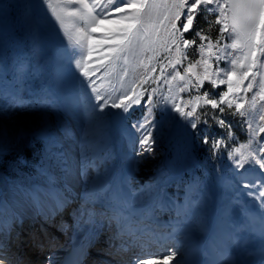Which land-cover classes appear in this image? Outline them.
<instances>
[{
    "label": "rangeland",
    "instance_id": "374dc122",
    "mask_svg": "<svg viewBox=\"0 0 264 264\" xmlns=\"http://www.w3.org/2000/svg\"><path fill=\"white\" fill-rule=\"evenodd\" d=\"M88 3H91V0H88ZM39 4L40 0H0V87L4 89L3 93L15 94L22 100L32 101L35 104L32 110L38 114V122L22 133L23 141L19 136L10 144L0 142V175L47 187L44 178L37 175V170L47 165L58 179L56 187L63 189L65 184L61 179L63 173L53 159H46V152L66 151L75 164V175L79 174L82 177L76 184L72 183L71 178L69 179L72 195L80 194L84 198L86 187L99 188L112 182V185H115L114 191L108 197L115 192L123 199L122 188L126 185V189L130 190L132 184L137 182L133 178V172L138 159L137 153L142 147L137 141L143 133L132 129L130 124L146 115V106L142 103L132 111L120 129V137L116 135L117 131L114 129V119L120 109L105 107L102 113V115L106 114L105 119L102 122L96 121L92 113L95 93L91 92V86H81V80L86 78L82 74L74 73L70 56L65 54L62 58H58L54 52L55 49L61 52L64 48L71 49L73 44L69 42V37L72 40L80 38L79 29L86 28L83 21L68 15V10L78 5L65 4L63 0H51L52 7L56 9L55 13L48 8L47 3L39 8L24 7V5ZM160 11L163 14L164 10ZM57 14L63 18V25L57 21ZM37 19L40 20L39 27L35 24ZM197 21L201 27H207L202 17L198 16ZM105 27L113 26L105 22L98 31L92 32L91 29L87 31L94 40H102L106 35ZM219 27L215 25L209 33L213 40L216 39ZM162 38L163 29L160 30V39H158L155 28L149 27L143 41L144 51L133 48L122 53L119 61H114L107 52L109 47L115 45H93L89 42L91 59H85L84 66L91 78L96 80V86L100 88L102 94L112 93L114 99L121 94H131L133 88L136 91L141 88L140 82L147 74L144 65L148 64L149 57L154 55L159 57V60L155 58L151 60V65L157 67L153 79L159 74V65L165 55L175 59L174 50L171 54L164 52L161 46ZM193 52V48L188 49L190 59L196 58L192 55ZM124 57H127L126 62ZM223 66L224 64L221 63V67ZM196 71H199V68ZM255 71L256 69H253V72ZM167 72H171V69H167ZM252 79L253 77L249 76L248 80H244V85L246 86ZM260 82L261 77L256 76L252 91L247 93V102L241 101L245 103V111H252L251 100L253 94L259 91ZM143 87L157 89L155 94L143 92L144 99H148L151 95L154 104L159 102L161 95H168L167 86L163 82L157 85L149 81V84ZM207 88H210V85L205 82L201 92ZM222 88L226 89V86ZM221 90L216 88L212 91ZM172 94L183 97L185 102L189 95L177 92L176 82L173 83ZM82 97L87 102L84 105H82ZM41 101L45 106H38ZM49 103L53 106H47ZM262 104L264 101L257 97L255 111L250 117L254 126L264 124L255 119L264 112L261 108ZM181 106L183 107V104ZM190 107L191 105L185 111ZM207 110L209 115L218 111L211 109L210 106ZM153 111L155 121H159V111L155 108ZM203 111H205L203 107L197 110L198 114ZM224 115L228 117L226 123H231V132L236 138L234 141L226 140L225 143L231 148L247 143L248 130L240 123L244 117L231 116L227 109ZM200 118L201 121L204 120L203 116ZM155 121L151 130L156 143L152 147L153 152L159 154L160 158L150 167L149 173L144 175V183L133 192L131 200L142 197V202L134 205L135 209L148 211L154 208L157 212L159 208L156 205L174 202L179 206L191 203V213L187 218H182L180 234L182 248L179 250L173 248L178 251L177 259L181 258V252L185 255L187 264H264V236L260 235L259 222L254 226H247L245 216L246 212L248 216L258 217L260 209L258 203L247 195L249 189L241 186L240 176L243 173L249 179L253 177L264 179L261 177L259 166L250 167L245 164L244 168L237 169L235 163L228 157V149L221 148L216 153L210 152L208 146L202 143V137L207 135L219 138L226 136L228 132L227 128L217 127L212 120H209L207 125L198 124L195 130L186 129L180 122L170 126L164 122L157 124ZM85 137L91 152V160L86 175H81V144ZM51 138H58L62 147H53L50 144ZM259 139L264 140V133L260 134ZM98 159L104 160L105 164H102V170L94 171L91 163ZM180 167L182 171L179 176ZM93 172L95 174L90 178ZM113 176L117 177V181ZM90 179L91 182L87 185ZM243 183L247 184L248 180H244ZM149 192L151 195L148 194ZM76 205H79L78 210L82 204ZM76 205L69 204L65 208L66 211L60 214L61 218L52 222L55 228L49 229L55 237L48 236L45 243L35 244L42 249L40 264H45L44 252L47 253L48 248L56 244H62L60 248H63L73 237L72 233L82 238L85 231L91 227L89 224L81 223L82 219L75 222L73 206ZM95 206L99 212L106 210L102 206ZM29 211L35 214L32 205ZM172 215L176 216V212L173 211ZM38 223L42 224L41 220H38ZM160 225H165V222L156 221L155 227L162 233L166 232L167 229ZM39 227L42 225L33 228L31 234L39 232ZM104 227L107 228H103L105 234V230L109 229L107 221H104ZM0 239H4L3 234L0 235ZM16 243L17 241H14L11 245L10 253L14 254L12 259L18 255V250L14 248ZM40 244H43V247H40ZM170 264H175V260Z\"/></svg>",
    "mask_w": 264,
    "mask_h": 264
},
{
    "label": "snow or ice",
    "instance_id": "6c2138e0",
    "mask_svg": "<svg viewBox=\"0 0 264 264\" xmlns=\"http://www.w3.org/2000/svg\"><path fill=\"white\" fill-rule=\"evenodd\" d=\"M45 3L55 13L56 9L52 7L51 0H40L39 5H24V7L39 8ZM63 3L78 5L69 9L68 15L83 21L86 28L79 29L80 38L72 40L69 37V42L73 44L71 49L64 48L62 52L55 49L54 52L58 58H62L65 54L70 56L74 73L82 74L86 78L81 80V86H91V92L95 93V104L92 106L93 118L102 122L106 115H102L104 108L110 107L120 109L116 115L123 120L134 110V106L142 103L146 106V115L130 124L132 129L143 133L137 141L142 146L137 153L138 162L143 158L144 153H153L152 145L156 140L151 128L155 121L153 111L155 108L160 113V120L155 121L157 124L164 122L174 126L176 122H180L186 129L195 130L198 124L207 125L208 121L212 120L217 127L227 128L226 136L217 138L205 135L202 137V143L207 145L212 153L218 152L221 148L228 149V157L235 163L237 169L244 168L245 164L250 167L259 166L261 177H264V140L259 139L260 134L264 133V124L254 126L250 118L255 111L257 97L264 101V0H91V3H88V0H63ZM161 9L164 10L163 14ZM198 16L202 17L207 25L206 28L199 25ZM56 19L63 25V18L60 15L57 14ZM105 22L113 27H105L104 39L94 40L87 29L96 32L105 25ZM35 24L39 27L40 20L37 19ZM215 25L220 27L217 29L216 39L213 40L209 33ZM149 27L155 28L158 39H160V30L163 29L161 46L165 53L171 54L174 50L176 56L175 59L170 58L169 55L163 57L159 65V74L155 79L153 76L157 73V67L151 65V60L153 58L159 60V57L155 55L149 57L148 64L144 65L147 74L140 82L141 90L144 93L155 94L157 91L155 87L144 88L143 85L149 84V81L157 85L163 82L167 86L168 95H161L159 102L154 104L151 95L148 99L142 100L141 96L135 93V88L132 89L131 94H121L115 99L112 93L102 94L100 88L96 86V80L91 78L84 66L85 59H91L89 42L93 45H115L109 47L107 52L111 54L110 58L119 61L122 53L133 48L144 51L143 41ZM190 48L194 49L192 55L196 57L195 59L189 58ZM126 59L127 57H124L125 62ZM221 63L224 64L223 67ZM198 68L199 71H196ZM167 69H171V72H167ZM253 69L256 71L253 72ZM249 76L253 79L245 86L243 82L248 80ZM256 76L261 77L259 91L253 94L252 111H245L244 102H247V93L254 87ZM174 82L177 92L189 94L187 102L183 97L172 94ZM205 82L209 83L210 88L201 92ZM222 86H226V89ZM216 88L222 90L213 92L212 90ZM134 95L136 98L133 100ZM3 100L5 103L0 105V111H4L6 107H27L15 94L5 92ZM86 103L82 97V105ZM189 105H191L190 109L185 111ZM38 106H45L44 102H39ZM47 106L53 105L49 103ZM208 106L218 111L209 115ZM202 107L205 111L198 114L197 110ZM261 108L264 109V104ZM226 109L231 116L244 117L240 123L248 130V141L239 147L231 148L225 143L226 140L236 139L231 132V123H226L228 119L224 115ZM201 116L204 117L203 121ZM255 119L264 122V112ZM20 139L23 141V134H20ZM50 144L53 147H62L58 138H51ZM46 159H53L60 167L63 173L61 179L65 181L63 189L56 187L58 179L50 170V166L46 165L37 170V175L44 178L47 187L33 185L25 188L22 180L6 182L8 191L13 196L12 204L4 199L5 193L0 191V214L6 217L3 228L0 229L4 232V239H0V264H13L9 242L12 224L23 223L22 216L13 210V205L18 206L15 200L17 193H23L30 200L35 209V216H42L45 222H50L71 203L72 191L68 181L74 178L76 171L71 156L66 151L56 153L49 151L46 152ZM90 160L91 152L85 137L81 144V175H86ZM240 176L241 186L249 189L247 195L258 203L260 209L258 217L248 216L245 212L247 226H254L259 222L260 235L264 236V179L259 177L249 179L243 173ZM244 180H248V183H243ZM109 190L106 184L99 188L86 187L84 203L77 210V222L86 214L88 223L95 225L97 231L103 228L104 221H107L110 230L114 225L115 233L109 237V248L114 250L116 256L122 257L131 248L139 249L132 256L130 264H170L173 260L175 264H187L185 255L181 252V258L177 259L178 251L173 248L178 250L182 248L181 223L182 218H187L191 213L190 202L179 206L174 202L156 205L161 211H175L177 216L175 221L160 225L167 229L162 233L155 227L154 208L148 211L134 208L135 204L142 202V197L128 201L113 192L110 197L105 198L104 194ZM148 194L151 195V192ZM97 202L105 204L106 213L97 214L94 210L85 207ZM98 215L99 219H97ZM95 235L96 233H93V236ZM18 236L19 234L17 238ZM116 241L119 243L117 244ZM39 246L43 247V244ZM15 264H23V261L17 257ZM48 264H54L52 256L48 257ZM72 264H80L78 254L74 256Z\"/></svg>",
    "mask_w": 264,
    "mask_h": 264
},
{
    "label": "bare ground",
    "instance_id": "6f19581e",
    "mask_svg": "<svg viewBox=\"0 0 264 264\" xmlns=\"http://www.w3.org/2000/svg\"><path fill=\"white\" fill-rule=\"evenodd\" d=\"M3 91H4V89H2L0 87V105H4V103H5L3 100V96H2ZM135 93L137 95H140L142 100L144 99L143 92H142L141 88H139ZM135 98H136V96L134 95L133 100ZM22 101H23L24 105H27V107H24V106H16V107H11V108L6 107L4 111H0V142L1 143L2 142H4L5 144L13 143L20 136V134L29 130L32 126H34L35 123L38 122V114L33 112V110H32V106L34 107L35 104L30 100L28 101V99H27V101H25V100H22ZM139 106L140 105L134 106V109L139 107ZM126 119L122 120L118 115H116V117L114 119V122H115V128L114 129L117 131L116 135L119 136L120 129L125 124ZM158 158H160V155L153 152L152 154L145 153L143 155V158L139 159V162L137 159L136 166H135V169L133 172V178L135 180H137V182L132 184V188H130V190L126 189V185L122 188L123 194H124L123 200H128V201L131 200L133 192L135 191V189H137L139 186H141L142 183H144V181H145V179L143 178L144 175L149 173V171L151 170L150 167L154 166L158 162ZM91 164L93 166V170L95 171V170H102L103 169L102 164H105V162H104V160L99 161V159H98L96 161L94 160V163H91ZM181 171H182V167H180L178 169V175L181 174ZM94 174L95 173L93 172V174L90 175V178L93 177ZM81 178L82 177L79 174L74 175V178H71L72 183H75V184L79 183L81 181ZM113 178H115V176H113ZM116 178H115V180H116ZM11 181H17V180L12 179V178H6L5 176L2 177L0 175V191H3L5 193L4 199H6L9 202V204H12L13 196H12V193L10 191H8V187L6 185V182H11ZM90 182H91V179L88 181L87 185H89ZM147 182H149V180ZM32 185L33 184H31L27 180L23 181V187H25V188H29ZM108 186H109L110 190H109V192L104 194L105 198H107L108 195L112 191H114L113 187L115 185H112V182H111ZM15 200L18 202V206L13 205V210L22 216L24 224H21L18 222H13L12 231H11V239L9 241L10 245H12L14 243V241H17V243L14 244V248L18 250L17 257L23 261V264H30L31 262L34 264L35 263L40 264L41 263L40 255H41L42 249H39L35 244L36 243H42V242L45 243V241H46L45 239L48 236L55 237L52 235L49 228L50 227L55 228V225L53 226L52 222H54V220L60 219L61 218L60 214L64 213L66 211V209H64L63 212L57 214L50 222H45L43 217L39 218V216H35V214H33L32 212L29 211L31 202L29 199H27L24 196L23 193H17V195L15 196ZM70 200H71V203H70L71 206L74 204L76 205L77 203H79V204L84 203V198H82V196H80V194L72 195L70 197ZM164 204H162V205H164ZM95 205L102 206L103 208H106L105 204L102 202H97L96 204H88L85 207H87L91 210H94L98 214L107 212V208H106V210L105 209L101 210L104 212H99V209L96 210L97 206H95ZM77 206H79V205L75 206L74 213H73V217L75 219V222H77V216L76 215L78 212H75V211H77ZM134 208H135V206H134ZM172 214H173V211H161L159 209V210H157V212H155L156 221L165 222V225H167V224H169V222H173L177 218L176 216H173ZM26 218L28 219L27 221L24 220ZM5 219H6V217L3 214H0V229L3 228V221ZM97 219H99V215L97 216ZM38 220H41L42 224H39ZM29 221L32 222V224H30ZM81 223L89 224L91 227L88 230H86L87 232L85 231L86 234L84 235V237L82 239L80 237H75V235H73V233H72V236H73L72 240H71L72 245H73V243L77 242V239H79L80 241H84L85 244L90 240L93 242L97 241L99 244H95V245H99L101 249H103V245L106 246L107 248H109V237L112 236L115 233V231L111 232L110 234H107L106 241H105L107 243L102 244L103 243L102 241L104 239L101 237V232L103 231L104 226H103V228H101L97 231V229H94L96 227L95 225L88 223V217L86 214L83 216ZM41 225H42V227H39V229H38L39 232H33V234H31V232H32L31 230H33V228L35 229L36 226H41ZM56 231L59 232L58 230H56ZM93 233H96V235L93 236ZM2 234L4 235V232L0 231V235H2ZM17 234H19L18 238H17ZM53 239L55 240V238H53ZM73 240H74V242H73ZM54 242L52 241V243H54ZM118 242L119 241H116V243H118ZM94 243H96V242H94ZM61 246H62V244H59V245L57 244L54 247L48 248L47 253H51L52 251H53V253H55L57 250L62 252V253L68 252L67 251L68 247H65V250H64V249L60 248ZM73 248H74V245L72 246V249L69 252H71L73 250ZM60 252H58V253H60ZM106 252H107V250H106ZM53 253L51 255H54L53 259H55V254H53ZM127 253H125V254H127ZM12 254H13V252H12ZM12 254L10 253V256H12ZM51 255H48L46 257H49ZM123 256H124V254H123ZM122 257H118L115 254L107 256V258L110 261H114L113 263L118 262L117 264H125V263H123L124 258L122 259ZM16 258L12 259L13 264H15ZM60 261H62V260H60ZM67 262H68V259H67ZM45 264H48V262ZM54 264H57V262L54 261Z\"/></svg>",
    "mask_w": 264,
    "mask_h": 264
}]
</instances>
